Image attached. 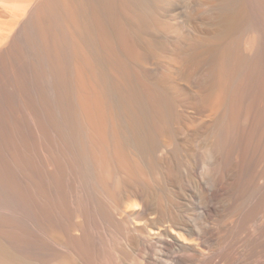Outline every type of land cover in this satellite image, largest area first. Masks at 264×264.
<instances>
[{
	"label": "bare ground",
	"instance_id": "1",
	"mask_svg": "<svg viewBox=\"0 0 264 264\" xmlns=\"http://www.w3.org/2000/svg\"><path fill=\"white\" fill-rule=\"evenodd\" d=\"M0 264H264V0H0Z\"/></svg>",
	"mask_w": 264,
	"mask_h": 264
},
{
	"label": "rangeland",
	"instance_id": "2",
	"mask_svg": "<svg viewBox=\"0 0 264 264\" xmlns=\"http://www.w3.org/2000/svg\"><path fill=\"white\" fill-rule=\"evenodd\" d=\"M254 143H252V145H253ZM223 236H224V238L222 239V244H223V246H222V244H221V249H223L222 251H223V253H224V250L226 249V244H229V243H231L232 245H235L237 242H236V240H238V238L237 237H235V239H234V241H235V244L233 243L234 241H233V239H230V238H227L226 237V235L224 234V232H223V234H222ZM237 236H240L239 238H241V236H243V233L242 234H240V235H237ZM226 238V239H225ZM237 238V239H236ZM228 239H230V240H228ZM225 240V241H224ZM224 241V242H223ZM225 242H227V243H225ZM229 242V243H228ZM238 244H239V246H240V244H241V242L239 243V241H238ZM238 244H236V246L238 247ZM236 246H234V247H236ZM242 246V245H241ZM236 247V248H237ZM246 251H248V250H246ZM251 255V254H250Z\"/></svg>",
	"mask_w": 264,
	"mask_h": 264
}]
</instances>
